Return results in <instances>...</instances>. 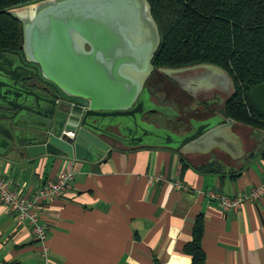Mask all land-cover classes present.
<instances>
[{
    "label": "crops",
    "instance_id": "obj_1",
    "mask_svg": "<svg viewBox=\"0 0 264 264\" xmlns=\"http://www.w3.org/2000/svg\"><path fill=\"white\" fill-rule=\"evenodd\" d=\"M192 105L190 119H204ZM177 106L175 124L183 117ZM233 130L243 143L238 158L220 149L183 155L164 145L112 149L86 161L2 156L0 177L27 197L65 169L74 178L70 191L42 205L44 242L0 201V264H191L184 246L199 214L206 264H264V194L229 210L217 198L264 182V134L237 123ZM210 163L220 167L205 169Z\"/></svg>",
    "mask_w": 264,
    "mask_h": 264
},
{
    "label": "water",
    "instance_id": "obj_2",
    "mask_svg": "<svg viewBox=\"0 0 264 264\" xmlns=\"http://www.w3.org/2000/svg\"><path fill=\"white\" fill-rule=\"evenodd\" d=\"M8 12L21 23L22 52L0 53V60H10L0 68V158L86 161L118 149L120 133L133 130L127 118L143 112L145 101L138 98L160 45L148 1L40 0ZM160 72L195 97L213 99L231 81L212 64ZM35 77L52 92L30 85ZM249 95L264 115V83ZM233 124L215 115L193 119L190 128L156 145L183 155L220 149L238 158L243 143Z\"/></svg>",
    "mask_w": 264,
    "mask_h": 264
},
{
    "label": "trees",
    "instance_id": "obj_3",
    "mask_svg": "<svg viewBox=\"0 0 264 264\" xmlns=\"http://www.w3.org/2000/svg\"><path fill=\"white\" fill-rule=\"evenodd\" d=\"M40 0H0V53L21 54L22 29L8 10ZM160 35L152 59L155 71L197 64L220 67L234 91L225 100L223 115L234 123L264 134V115L250 91L264 83V0H147ZM264 154V148L261 150ZM215 163L205 169L213 170ZM204 219L199 214L192 238L184 246L191 264H206L201 240Z\"/></svg>",
    "mask_w": 264,
    "mask_h": 264
},
{
    "label": "flooded vegetation",
    "instance_id": "obj_4",
    "mask_svg": "<svg viewBox=\"0 0 264 264\" xmlns=\"http://www.w3.org/2000/svg\"><path fill=\"white\" fill-rule=\"evenodd\" d=\"M18 56L21 60H23L22 55H18ZM9 61L10 60H6L5 62H3L2 60H0V68L3 67V64H7V62ZM24 64L30 66V64L27 61H24ZM158 75H160L158 71H155V69H153L152 73L150 74V76L148 77L145 83L144 90L142 91V93L140 94L138 98V100L145 101L143 112L142 114L137 115L136 120L130 117L127 118L130 123L129 127H131L133 130L130 136H128L125 131L120 133L122 141H119L117 143L118 148H123V149L133 148L135 145H129V144L135 143V142L138 143V145L136 146L154 145V144L156 145V144L164 143V140L167 135L169 134L173 135L176 131L179 132V129H181L182 132H184L185 129L190 128L189 127L190 120H191L190 117L192 114H189L188 111H186V113L184 112L185 114L182 115L183 117L179 123V126L175 124L174 120L176 119L175 117L178 114V112L176 111V108L171 111L170 115L168 113V116L170 117L168 121H170L171 124L167 126L160 125L159 123H157V121H154L152 119V114L156 115V114L161 113V111L158 108H160L161 106L162 107L167 106V105H162L160 103L158 99L159 97L156 94L158 90L155 88L156 87L155 84L159 85L161 82L160 77ZM169 79H170V82L173 84V86L178 88L180 91H182L186 95H189L191 98L197 99V103H196L197 110L193 115H196L199 118H209L214 115L215 116L223 115V106L221 105L222 100L220 101V104H214L213 102L214 99L206 98L203 96L195 97L185 88L180 86L178 82H176L173 78L169 77ZM28 82L30 85L38 87V88H43V89L49 88L48 86H46V83L45 84L42 83V81L37 77H35L34 79ZM49 91L52 92V89L49 88ZM148 99H150L151 102H148ZM179 100L182 101V97H179ZM76 102L77 101H75V103ZM145 131L148 133L147 136L144 135Z\"/></svg>",
    "mask_w": 264,
    "mask_h": 264
},
{
    "label": "built area",
    "instance_id": "obj_5",
    "mask_svg": "<svg viewBox=\"0 0 264 264\" xmlns=\"http://www.w3.org/2000/svg\"><path fill=\"white\" fill-rule=\"evenodd\" d=\"M69 135H73L69 133ZM73 173L69 169L61 171L55 180L47 182L40 187L36 193L27 197L13 188L12 181L0 177V201L16 214L18 222H26L32 227L34 237L44 242L47 238V230L40 221V210L42 205L48 201L62 196L70 191L73 181ZM179 189L185 188L180 182L175 183ZM264 194V182L252 188L242 195L227 196L217 195L224 210L239 209L248 200H256Z\"/></svg>",
    "mask_w": 264,
    "mask_h": 264
},
{
    "label": "rangeland",
    "instance_id": "obj_6",
    "mask_svg": "<svg viewBox=\"0 0 264 264\" xmlns=\"http://www.w3.org/2000/svg\"><path fill=\"white\" fill-rule=\"evenodd\" d=\"M162 74L163 75H161V74L158 75L160 77L161 82L159 85L155 84V86H156L155 88L158 90L156 92V94L159 97L158 99H159L160 103L162 105H167V106H164V107L161 106L160 108H158L161 111V113L156 114V115L152 114V119L154 121H157V123H159L160 125H166L167 126V125L171 124V122L168 121V119H170V117L168 116V113L170 115L171 111L173 109H175L176 106L178 105L179 109L181 110V112L184 115L186 113V110L187 111L191 110V108L193 107L192 103L194 105H195V103H197V99L191 98L189 95H186L185 93L180 91L178 88L173 86V84L170 82L169 77H167L164 73H162ZM153 82H154V80H153ZM222 91H223L222 94L216 93V96L213 98L214 104H220V101H221L220 97H222L223 95L230 96L233 93V86H232V83L229 79H227V81H225L224 88ZM179 97H182V101L179 100ZM170 99H172V100H170ZM176 125L179 126V124H176Z\"/></svg>",
    "mask_w": 264,
    "mask_h": 264
}]
</instances>
